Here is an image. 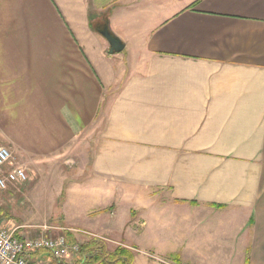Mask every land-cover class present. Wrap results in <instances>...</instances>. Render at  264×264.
I'll list each match as a JSON object with an SVG mask.
<instances>
[{"label": "crops", "instance_id": "crops-1", "mask_svg": "<svg viewBox=\"0 0 264 264\" xmlns=\"http://www.w3.org/2000/svg\"><path fill=\"white\" fill-rule=\"evenodd\" d=\"M3 146L22 168L84 166L68 191L93 201L88 253L117 228L148 236L153 262L264 264V0H0ZM25 184L0 189L5 230ZM123 240L113 252L140 253ZM69 253L26 256L102 264Z\"/></svg>", "mask_w": 264, "mask_h": 264}, {"label": "rangeland", "instance_id": "rangeland-1", "mask_svg": "<svg viewBox=\"0 0 264 264\" xmlns=\"http://www.w3.org/2000/svg\"><path fill=\"white\" fill-rule=\"evenodd\" d=\"M11 162V165H7L2 171H10L12 167H19V164L16 162ZM36 163L37 162H33L34 165L30 167H21L27 175L28 180L26 184H29L28 186L32 184V186L29 190L26 189L24 191L23 201L22 203L21 201L19 202L21 204L18 209V218L20 220L16 221L14 227L12 226V230L16 229L15 233L24 230L35 233V236L30 239L41 236L56 239L61 236L66 238L68 242L73 240L72 243L75 242L74 244L79 246H75L79 252L77 253V251H75L69 253V257L66 259L67 261L74 263L75 260H79L82 257H86L88 262L95 261V255L100 256L102 250L100 249L101 247L97 246L98 248H94L95 250H90V253H88L86 244L90 243L92 239L91 233L85 230V228H87L86 221H88V218H86V209L88 206L93 205V201L88 203V196L85 191L79 189H73V192L68 191L70 187L75 186V183H79V181L84 179L82 176H79L81 168L84 166H82L80 162L75 163V161H56V163L54 161L53 165L43 169ZM42 169L48 176L40 173ZM54 171L56 172L54 173ZM58 171H63L64 174H57ZM25 185L18 187L20 192L25 188ZM19 189L11 190L19 195ZM6 191L0 190V205H3V211L8 215H10V211L11 215L14 216L12 211L14 209L5 208V203H3ZM15 199L19 200L20 198L17 196ZM125 218L126 214L120 212L119 220H124ZM121 225L122 224H120V226ZM128 228H131V226L129 225ZM110 230L111 231L107 234L111 239V242H107L108 246L111 247L110 250H107L109 254L113 252L112 249H114L115 244H117L115 242L124 239V244L132 246V248L135 247L136 244L140 252L136 254L134 249L130 250V253L135 255V264H162L159 260V262L157 260L154 262L149 260L150 250L152 249L148 247L150 244L148 236H135L131 229H126L124 234L117 228H111ZM101 243L105 242L102 241ZM95 251H97V253L94 254Z\"/></svg>", "mask_w": 264, "mask_h": 264}, {"label": "built area", "instance_id": "built-area-1", "mask_svg": "<svg viewBox=\"0 0 264 264\" xmlns=\"http://www.w3.org/2000/svg\"><path fill=\"white\" fill-rule=\"evenodd\" d=\"M12 153L5 147H0V189H7L9 186L24 184L27 182V175L21 167H12L10 171L2 174V169L11 165ZM15 231L5 230L0 225V264H41L30 262L26 256L29 252L46 249L51 251L56 259L65 257L70 251H77L76 247L66 245L63 238L58 239H37L34 241L17 240L14 237Z\"/></svg>", "mask_w": 264, "mask_h": 264}, {"label": "trees", "instance_id": "trees-1", "mask_svg": "<svg viewBox=\"0 0 264 264\" xmlns=\"http://www.w3.org/2000/svg\"><path fill=\"white\" fill-rule=\"evenodd\" d=\"M35 240H37V239H35ZM31 241H34V240H31ZM41 250H46V249H41ZM38 251H40V250H38ZM52 255H53V253H52ZM53 257H54V255H53ZM56 260H59V259H56ZM95 260H97L99 262L101 261L100 263H102V264H119V263H122V264H132L133 263V255L127 249H124L122 247H118L111 254H109V253H107V254L102 253L100 256L95 255Z\"/></svg>", "mask_w": 264, "mask_h": 264}, {"label": "water", "instance_id": "water-1", "mask_svg": "<svg viewBox=\"0 0 264 264\" xmlns=\"http://www.w3.org/2000/svg\"><path fill=\"white\" fill-rule=\"evenodd\" d=\"M109 45V54H115L123 51L124 45L120 39L111 35L107 30L101 34Z\"/></svg>", "mask_w": 264, "mask_h": 264}]
</instances>
